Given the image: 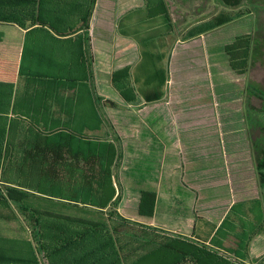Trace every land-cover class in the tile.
<instances>
[{"label": "trees", "instance_id": "16d2710c", "mask_svg": "<svg viewBox=\"0 0 264 264\" xmlns=\"http://www.w3.org/2000/svg\"><path fill=\"white\" fill-rule=\"evenodd\" d=\"M144 1V23L161 19L168 28L165 32H170L172 24L164 0ZM220 1L226 10L209 17L194 31L196 34L245 15V11L234 10L239 1ZM94 2L0 0V264H264L263 254L249 257L250 246L264 240V214L251 221L237 213L238 231L230 229L226 237L231 236L232 242L222 246L205 245L151 226L145 222L160 223L158 193L143 183L114 177L121 144L109 117L103 115L104 131L98 134L105 139L95 141L82 130L99 131L100 119L97 127L86 125L80 131L70 120L57 116L55 108L68 106L66 98L71 91L74 96L92 98L99 112L100 103L108 107L124 128L128 113L133 111L116 112L120 105L95 91L91 68L94 55L87 33ZM227 9H232L234 18L226 14ZM254 40L252 35L240 36L224 47L236 74L249 70ZM104 63L107 65L106 61L101 63L98 86L103 83ZM149 72L148 85L160 87L164 72ZM143 73L140 71L138 78L134 73L132 81L129 67L120 68L109 74L108 85L125 104H136L138 95L147 100L159 98H154L157 91L153 87L144 90L139 77ZM245 94L249 119L264 133V118L257 122L249 105L251 97L258 98L263 113V95L251 84L246 85ZM19 120L25 129L23 141L16 146L21 148L20 160L16 161L10 158L8 135ZM109 138L119 148L107 141ZM249 141L264 202V149L255 146L250 134ZM14 166L19 175L37 166L39 188H32L28 180L22 182L21 176L14 182L10 177ZM118 185L120 190L123 185L124 189L139 191L137 207L123 209L130 217L117 210ZM228 222L227 218L223 227L231 226ZM21 241L28 245L27 257L17 246Z\"/></svg>", "mask_w": 264, "mask_h": 264}, {"label": "crops", "instance_id": "0c3cea01", "mask_svg": "<svg viewBox=\"0 0 264 264\" xmlns=\"http://www.w3.org/2000/svg\"><path fill=\"white\" fill-rule=\"evenodd\" d=\"M163 2L169 12L167 1ZM144 7V0L140 8H137L136 0H95L87 30L94 55L91 63L92 80L94 87L99 85L101 78L99 70L102 69L103 49L106 48L107 55H110L109 64L112 70L128 66L133 81L141 57L137 61L136 59L131 61L130 56L141 45L145 49L142 54L147 55L149 61L147 72L153 70L164 72V81L160 87H155L156 83L148 85L150 72L144 71L143 75L139 76L144 84V90L153 87L157 91L154 98L157 95L159 98L147 100L138 95L136 104H128L133 107L140 106V109L128 113L127 128L121 127L119 122L104 110L102 103L99 104V112L94 107L92 98L74 96L72 91L66 98L67 102L65 100L68 106L56 107L55 110L58 112L56 114L70 120V123L80 131L86 125L97 127V120L100 119L101 131L82 130V134L90 135V140L95 141L105 139L98 134L104 131L103 115L109 117L121 142L122 164L128 156L129 167L143 169L142 176H129L128 181L143 183L158 193L160 223H154L153 220L145 223L166 232L188 236L205 245H228L232 240L231 236L226 237V233L230 229L238 231L236 225L238 214L251 221L255 220L256 216L264 214L261 185L257 180L254 163H251L252 170H249L248 150H251L252 146L250 143L249 147L246 140V136H249L247 105L241 113L240 126L241 131L245 133L246 143L239 144L233 143L230 137L235 126L230 124V115L223 110L225 100L215 98L212 85L204 84L200 88V94L188 101L189 105L197 107L196 110L178 109L180 106L178 107L177 103L183 101L175 94L166 95V87L170 82L168 75L172 74V70L177 69L178 65L175 62L178 56L172 58L173 68L169 62L170 54L174 56L178 52L173 47L179 41L200 37L219 27L196 34L194 31L198 30L199 26V29L204 26V21L201 22L202 25L197 22L189 25L185 29V37L179 39L175 35V23L170 13L172 24L170 32H165L168 28L163 20L158 24V28L156 24H153V27H146ZM136 16L143 17V21H136ZM139 24L144 25L146 35L148 31L154 32L155 29H159V33L147 35V41L141 40L143 42L137 43ZM112 27L114 34L109 33ZM117 47H120L119 52ZM190 52L186 51V54ZM133 85L137 84L133 82ZM246 85L243 92L245 97ZM108 99L118 105L123 103L117 97ZM107 141L116 144L111 138ZM128 192L135 200L132 205L135 209L139 191L133 189ZM227 218L231 226L225 228L223 222ZM250 248V258L259 254L264 255V240L252 244Z\"/></svg>", "mask_w": 264, "mask_h": 264}, {"label": "rangeland", "instance_id": "374dc122", "mask_svg": "<svg viewBox=\"0 0 264 264\" xmlns=\"http://www.w3.org/2000/svg\"><path fill=\"white\" fill-rule=\"evenodd\" d=\"M169 8V13L175 23V35L177 38L182 39L186 35L185 29L191 24H197V22H208L209 17L217 14L220 11L226 10L222 7L220 0H166ZM239 1V4L234 9L235 12H243L244 16L236 18L233 21L228 22L225 26L213 29L211 32L197 36L191 40L179 41L174 45L173 48L178 50L177 53L172 56H169V62L172 64L173 68V59L177 65V69L172 70V74L168 75V84L166 87V95L175 94L176 97H179V100L183 102H178L177 106L180 110H196L197 107L189 105L188 101L192 100L200 94V88L204 84L208 83L212 85L215 98L219 100H225L223 104V110L229 116V122L232 123V126H235L234 131L230 134L233 143H244L245 142V133L241 131L240 126L242 125L241 117L242 111L247 105L246 97L243 94L244 86L251 84L263 95L264 98V0H231V2ZM143 3V0H136L137 8H140V5ZM248 9V11H247ZM229 16L233 17L234 12L230 11L232 9H227ZM234 18V17H233ZM136 21H143V17L136 16ZM148 24H145L146 27H153L155 24H160L161 19H152L148 21ZM154 24V25H153ZM202 25V23H201ZM198 26V25H196ZM200 27V26H199ZM198 27V29H199ZM159 29L155 31L147 32V35H156L159 33ZM153 32V33H152ZM109 33L114 34V27L110 28ZM145 33V28L143 24H139L137 28L136 40L139 41L145 39L147 36ZM252 35L255 38L253 42V49L251 50V59L249 63V70L246 74H236L229 67L227 56L224 53V47L232 43L235 38L240 36ZM116 39H114L115 41ZM160 42V40H159ZM258 43V45H256ZM131 45V44H130ZM120 47H117V52H119ZM144 47H139L136 49V52L130 56V60L134 59L139 60V65L136 67L135 74L138 78L140 71H147V66L149 64L147 55L142 54ZM186 51H191L190 54H186ZM118 54V53H117ZM110 55L103 57V61L107 62V65L104 63V70L101 71L103 74V83L100 86L95 87V91L98 96L105 98H116L113 92L111 91L108 85V76L112 70V66L109 64ZM113 56V55H112ZM123 68V67H122ZM231 70V71H230ZM115 71V70H114ZM172 81V82H171ZM245 98V100H244ZM249 102L250 107L254 110L252 112L256 115V121L258 119L263 122L264 112H261L262 102L258 98L251 97ZM217 106H219L217 104ZM120 109H117L116 112L123 113L129 112L132 110H139L140 106H129L128 104L122 103ZM104 110H109L108 107H105ZM249 112V111H248ZM247 114V121H249V134L251 140L254 142L256 147L264 149V133L258 127L257 124H252L250 120L251 114ZM251 113V112H250ZM115 114H113L114 116ZM250 117V119H249ZM20 121V120H19ZM210 123V122H209ZM210 125V124H209ZM22 121L19 125H13L9 131V141H10V158L16 161L20 160L18 151L21 148H16L22 141L24 137V127ZM107 132V131H106ZM247 135V134H246ZM102 136V134H101ZM106 137L105 135H103ZM217 140V138H215ZM247 144L250 147L249 136H246ZM121 143V142H120ZM246 143V142H245ZM117 147L119 145L116 143ZM121 147V146H120ZM121 156L116 161L117 165L115 166L113 173L114 177H117L120 180L127 181L129 176H142L143 169L141 168H131L127 164V158L124 164H122L123 150L120 149ZM12 151H15L11 154ZM127 152V151H126ZM129 160V158H128ZM254 157L252 149L248 150V161H249V170H252L251 163L253 164ZM19 162H15L17 164ZM12 175L11 179L15 182L20 176L23 178L22 182L26 180L30 181L31 187L34 189L39 188L40 177L38 174L37 166H32L25 171L23 175L18 173V167L11 168ZM134 179V178H133ZM130 179V180H133ZM257 182V180H256ZM54 184V183H53ZM56 185V184H55ZM63 188L67 189V184L63 185ZM119 188V185H118ZM250 189V182H249ZM119 202L117 205V210L120 213H123L125 217H130L126 215L127 213L123 212V209H133L135 200L131 197V193L127 189L119 188ZM264 204V202H263ZM3 226V224H1ZM0 233L3 235V230L0 228ZM17 246L21 250L23 257L28 256V245L25 241L17 243Z\"/></svg>", "mask_w": 264, "mask_h": 264}]
</instances>
